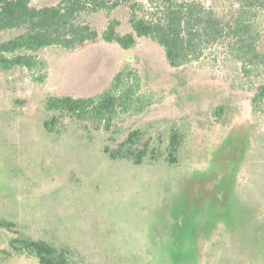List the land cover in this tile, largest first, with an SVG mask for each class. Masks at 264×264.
<instances>
[{
	"label": "rangeland",
	"instance_id": "rangeland-1",
	"mask_svg": "<svg viewBox=\"0 0 264 264\" xmlns=\"http://www.w3.org/2000/svg\"><path fill=\"white\" fill-rule=\"evenodd\" d=\"M114 16L130 31L127 10ZM93 22L102 31L107 17ZM40 58L44 84L26 70L0 73V264H40L13 253L14 238L64 250L70 264H264V116L253 115L249 91L230 87L234 68H173L149 39L131 50L48 48ZM125 65L159 103L112 134L65 114L46 129L48 95L94 96ZM136 129L150 132L158 161L104 152ZM174 133L182 144L171 165Z\"/></svg>",
	"mask_w": 264,
	"mask_h": 264
},
{
	"label": "trees",
	"instance_id": "trees-1",
	"mask_svg": "<svg viewBox=\"0 0 264 264\" xmlns=\"http://www.w3.org/2000/svg\"><path fill=\"white\" fill-rule=\"evenodd\" d=\"M36 0H0V73L28 71L33 80L44 84L48 65L40 53L48 48L75 52L89 44L104 42L131 50L140 39H149L165 53L168 64L183 68L201 64L234 68L232 89L251 93L255 117L264 116V0H59L37 6ZM128 13L130 31H123L115 17ZM105 14L107 24L100 31L93 19ZM159 99L144 89L140 73L125 65L109 87L94 96L48 95L44 110L51 114L45 122L49 132L60 122L58 114L88 124L98 131L113 133L114 125L125 116L144 114ZM222 109L216 115H222ZM169 163L182 144L181 135L170 140ZM149 131H131L116 149L104 148L113 160H130L142 165L151 150ZM12 227V225H10ZM13 253L36 257L40 264H70L68 254L46 242L14 238Z\"/></svg>",
	"mask_w": 264,
	"mask_h": 264
}]
</instances>
